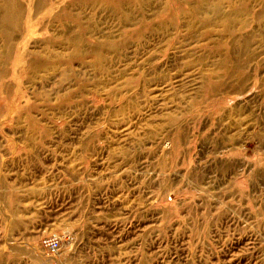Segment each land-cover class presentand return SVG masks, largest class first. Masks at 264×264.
<instances>
[{
    "label": "rangeland",
    "instance_id": "rangeland-1",
    "mask_svg": "<svg viewBox=\"0 0 264 264\" xmlns=\"http://www.w3.org/2000/svg\"><path fill=\"white\" fill-rule=\"evenodd\" d=\"M0 264H264V0H0Z\"/></svg>",
    "mask_w": 264,
    "mask_h": 264
},
{
    "label": "built area",
    "instance_id": "built-area-1",
    "mask_svg": "<svg viewBox=\"0 0 264 264\" xmlns=\"http://www.w3.org/2000/svg\"><path fill=\"white\" fill-rule=\"evenodd\" d=\"M59 240L57 238L51 239L47 242V248L48 250L54 252L58 249L59 247Z\"/></svg>",
    "mask_w": 264,
    "mask_h": 264
}]
</instances>
